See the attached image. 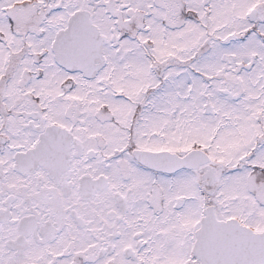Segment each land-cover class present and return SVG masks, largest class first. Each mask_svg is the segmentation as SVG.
<instances>
[{"label":"snow or ice","instance_id":"1","mask_svg":"<svg viewBox=\"0 0 264 264\" xmlns=\"http://www.w3.org/2000/svg\"><path fill=\"white\" fill-rule=\"evenodd\" d=\"M0 264H264V0H0Z\"/></svg>","mask_w":264,"mask_h":264}]
</instances>
